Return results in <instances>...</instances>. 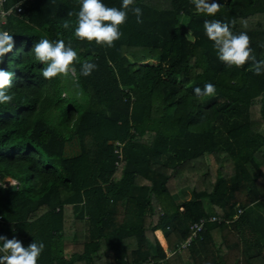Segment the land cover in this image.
Segmentation results:
<instances>
[{
  "label": "trees",
  "instance_id": "trees-1",
  "mask_svg": "<svg viewBox=\"0 0 264 264\" xmlns=\"http://www.w3.org/2000/svg\"><path fill=\"white\" fill-rule=\"evenodd\" d=\"M18 2L0 24L15 41L0 63L14 74V99L0 104V180L17 185L0 184V236L43 242L38 264H264L248 210L264 212V74L220 61L203 27L246 32L264 60V0H216L215 16L191 0H135L143 23L129 12L114 47L75 38L80 0L5 7ZM40 38L71 40L98 68L46 80L31 53ZM206 83L216 95L197 97ZM212 214L223 221L179 248Z\"/></svg>",
  "mask_w": 264,
  "mask_h": 264
},
{
  "label": "clouds",
  "instance_id": "clouds-1",
  "mask_svg": "<svg viewBox=\"0 0 264 264\" xmlns=\"http://www.w3.org/2000/svg\"><path fill=\"white\" fill-rule=\"evenodd\" d=\"M197 13L215 16L221 10V4L216 0H191ZM135 0H122L120 8L109 7L103 0H80V9L76 13L74 36L81 41L95 42L97 45L114 47V42L121 39L123 33L120 26L125 24L128 14L131 12L136 17L137 23H143V11L140 7H133ZM73 13L69 12L68 16ZM72 22L65 20L61 25L65 30L72 29ZM204 30L207 38L213 42L220 61L228 67L241 68L252 62L255 75L264 74V60L257 61L251 47V37L246 32L234 34L229 24L219 20H205ZM15 41L8 31H0V63L7 53L14 48ZM31 53L35 60L41 62L44 67L41 75L46 80L53 78L77 79L76 65H80L79 74L89 76L98 68V65L90 60L81 61L78 53L71 46V40L67 45L63 39L50 41L40 38L34 44ZM13 73L0 68V104H10L14 94L10 92L13 87ZM197 97H213L216 95V87L212 83H206L204 88H194ZM15 185L14 183H12ZM0 264H38L45 245L43 242H32L24 247L16 238L8 239L0 236Z\"/></svg>",
  "mask_w": 264,
  "mask_h": 264
},
{
  "label": "built area",
  "instance_id": "built-area-1",
  "mask_svg": "<svg viewBox=\"0 0 264 264\" xmlns=\"http://www.w3.org/2000/svg\"><path fill=\"white\" fill-rule=\"evenodd\" d=\"M6 1L7 0H0V24H4L6 22L7 17L10 15V13L13 10H15V12L17 13L22 11V5L20 2L15 3L11 5L10 7L6 8L5 7ZM119 157H121L120 153H119ZM7 179L8 178H4L3 180H0V184H2L3 186L6 185L8 183ZM12 182L16 184L15 180H13ZM262 200L264 201V197L262 198ZM214 221L221 222L223 220L219 216L212 214L208 217H202L192 222L191 224H189L190 236L186 240L181 242L179 248H185L186 246H188L190 242L196 239L197 236L203 232L208 222H214ZM131 264H134V263H131Z\"/></svg>",
  "mask_w": 264,
  "mask_h": 264
},
{
  "label": "rangeland",
  "instance_id": "rangeland-1",
  "mask_svg": "<svg viewBox=\"0 0 264 264\" xmlns=\"http://www.w3.org/2000/svg\"><path fill=\"white\" fill-rule=\"evenodd\" d=\"M1 31V30H0ZM70 91H64V93L62 94V96H64L65 98L68 97V96H71L70 95ZM78 152V145H77V142L75 140H73L71 143H69L68 147H67V154L68 155H74ZM20 172L22 173V171L20 170ZM23 174V173H22ZM12 179H7V182L10 183L12 181H10ZM250 212V210H249ZM255 223H256V228L257 230H259V233L261 235H264V221L258 216H256V219H255ZM66 254L68 255L69 252L67 251Z\"/></svg>",
  "mask_w": 264,
  "mask_h": 264
},
{
  "label": "crops",
  "instance_id": "crops-1",
  "mask_svg": "<svg viewBox=\"0 0 264 264\" xmlns=\"http://www.w3.org/2000/svg\"><path fill=\"white\" fill-rule=\"evenodd\" d=\"M8 179H11L8 177ZM256 208H254V205L250 207L251 212L257 213V216H259V219L261 218L264 221V212H262L263 210L259 209L257 206H255ZM260 210V211H259ZM257 233L261 236V234L259 233V230L257 231ZM262 239L264 240V235H262Z\"/></svg>",
  "mask_w": 264,
  "mask_h": 264
},
{
  "label": "water",
  "instance_id": "water-1",
  "mask_svg": "<svg viewBox=\"0 0 264 264\" xmlns=\"http://www.w3.org/2000/svg\"><path fill=\"white\" fill-rule=\"evenodd\" d=\"M13 182H10V183H7L6 185H5V187L9 190V191H15V190H17V185L15 184V185H13L12 184Z\"/></svg>",
  "mask_w": 264,
  "mask_h": 264
}]
</instances>
